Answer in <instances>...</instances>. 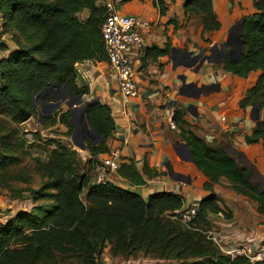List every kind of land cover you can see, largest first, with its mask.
Masks as SVG:
<instances>
[{"label": "trees", "instance_id": "1", "mask_svg": "<svg viewBox=\"0 0 264 264\" xmlns=\"http://www.w3.org/2000/svg\"><path fill=\"white\" fill-rule=\"evenodd\" d=\"M97 1L0 0V38L8 37L13 48L10 51L0 43V114L21 125L39 115V109L65 103L61 121L69 128L67 135L75 131L71 121L77 119L85 134L89 131L96 137L94 145L86 136L81 139L94 165L110 153L107 141L115 131L109 107L92 102L90 86L80 85L89 77L81 64L107 62L101 37L107 8L97 6ZM152 5L160 16L165 15L164 0H152ZM252 8L256 13L242 23V54L222 61L223 71L233 77L247 79L254 72L261 73L246 93L244 107L264 95V0H252ZM183 11L185 21L193 16L199 19L201 37L220 28L211 0H186ZM170 49L167 43L164 50L149 52L156 59L168 55ZM75 101H81L80 105L84 101L85 110L68 107ZM42 122L53 125L50 117ZM173 122L204 178L202 189L209 193L191 221L179 220L177 212L185 209L181 197L158 193L142 198L112 181L94 184L90 177L78 175L72 155L60 148L41 167V187L25 189L30 207L11 220L0 219V264H97L107 246L111 259L143 254L163 264H264V259L250 263L243 256L231 258L200 234L206 232L210 216L231 218L212 191L220 178L237 195L256 203L257 213L264 218L263 186L250 182L252 172L233 156L197 138L182 111L174 113ZM256 137L262 140L264 151V123ZM12 161L0 152V176L26 184L24 177L8 175ZM116 175L131 187H143V176H159L146 165L138 171L132 162L119 163ZM4 185L8 187L9 182Z\"/></svg>", "mask_w": 264, "mask_h": 264}, {"label": "crops", "instance_id": "2", "mask_svg": "<svg viewBox=\"0 0 264 264\" xmlns=\"http://www.w3.org/2000/svg\"><path fill=\"white\" fill-rule=\"evenodd\" d=\"M185 1L164 0L165 15L160 16L158 9L152 5V10L148 3L98 0L97 6L107 8L110 4L118 14H126V7L128 14H135L150 22V31L143 34L144 53L135 61L138 96L126 99L121 95L116 81L109 75L107 62L81 64L89 77L80 85L90 86V99L108 106L111 111L115 131L107 141L110 154H117L118 163L132 162L138 171L146 165L159 174L154 179L143 176V187H131L117 175L110 176V181L142 198L158 193L177 195L187 208L198 205L209 193L202 189V185L196 184L193 180L195 175L186 165L184 155H188L189 151L174 125V113L182 111L183 120L197 138L211 146L215 144L226 152L229 151L225 148L230 149L231 143L233 149L243 148L242 139L250 119L246 117L247 109L240 114L238 104L228 98L234 86V77L223 71L222 60L212 53L216 45L221 48L228 40L229 29L234 25L231 9L244 5V2L211 0L222 32L219 36L204 33L201 37L199 19L193 16L185 21ZM149 2L152 4V0ZM245 6L247 9L244 8L243 13L249 11L248 5ZM1 40L0 43L13 50L8 37L4 36ZM167 43L171 47L168 55L156 59L151 57L150 50H164ZM199 55L212 58L195 71L198 62H194V58ZM223 141H228L229 145L220 146L219 143ZM188 158L191 160L189 155ZM212 191L231 212V218L226 219L229 225L221 223L222 216L209 217V221L219 227L220 238L234 234L232 229H235L264 242V218L257 213L256 203L237 195L224 178L219 179ZM232 239L233 235L229 236L228 240Z\"/></svg>", "mask_w": 264, "mask_h": 264}, {"label": "rangeland", "instance_id": "3", "mask_svg": "<svg viewBox=\"0 0 264 264\" xmlns=\"http://www.w3.org/2000/svg\"><path fill=\"white\" fill-rule=\"evenodd\" d=\"M149 1L150 0H145L144 3L141 0V2H143L141 4L146 5ZM238 22L239 21L234 22L235 27ZM0 41H2L1 38ZM201 58H199L197 62H199ZM233 58L234 57H232V59ZM196 66L197 64H195V67ZM258 97L260 100L256 102L257 105H255L253 109L258 114V121H260V123H264V95L260 94ZM260 103L262 106H260ZM55 105H57V103ZM83 105L84 101L80 107ZM66 109L67 106L65 103H61L56 110L52 106L48 105L45 110H38L39 115L32 117L27 123H23L21 125L13 123L8 116L0 114V152L13 159L7 169L9 173L8 175H14V177H24L27 179V183L25 184L22 181H10L9 176H0L1 221H4V219L11 220L16 213L19 211H25L30 207L28 195L24 191L27 187L31 189H38L41 187L44 181L40 175L41 167L48 161L50 154L56 149L59 150L60 148H65L66 151L72 155V165L78 175L88 176L90 179L94 178L95 171L92 167H94L95 161L91 158L87 150H80L73 145L72 137L78 143L82 144L81 139L86 136V139H89L93 145L95 144L96 137L92 134L90 135L88 133L89 131L86 132L88 135L85 134L83 132L84 128L81 126L80 122L77 121V119L75 121V131L71 135H67L69 133V128L61 121V117ZM250 114L251 109L248 108L246 112L247 119H249ZM45 117H50V119L53 120L52 126L43 125L42 119ZM4 141H7L9 144L4 143ZM227 142L228 141H223L219 143V145L227 146L229 145ZM230 145L233 147L232 143ZM212 147L216 148L219 146L214 145ZM227 150L230 151L231 149L228 148ZM104 156L105 155L100 158L104 159ZM184 157L190 173L195 175L193 180L196 181L197 185H203L205 182L204 178L198 175L196 170L193 168L188 155L185 154ZM234 159L236 158L234 157ZM251 172L252 175L250 176V182H253L255 185L257 183L261 184L264 188V173L258 169ZM5 182H9L8 187L4 185ZM81 200L84 201L83 196H81ZM220 219L221 223L229 225L228 222L226 223V219L224 217ZM218 228L219 227L215 225V222H209L208 228H205L206 232H201L200 234L202 237L211 241L214 235L219 236L218 231L220 232V230H218ZM234 230L232 229V231ZM234 233L235 236L244 235L242 232H237L236 230ZM232 235L234 234L232 233ZM232 235L229 234L225 237H221L224 242L227 240L225 243H229L228 238ZM109 250L110 247L107 246L104 249V256L99 259V263L97 264H107L108 260L109 264H163L162 262L151 260L143 254H139L136 258L118 256L111 259ZM61 264H76V262L66 261Z\"/></svg>", "mask_w": 264, "mask_h": 264}, {"label": "built area", "instance_id": "4", "mask_svg": "<svg viewBox=\"0 0 264 264\" xmlns=\"http://www.w3.org/2000/svg\"><path fill=\"white\" fill-rule=\"evenodd\" d=\"M107 8V14L101 26V37L110 68L109 75L116 81L124 98L134 99L138 96L136 84L138 72L135 61L141 53H144L143 34L150 31V22L135 14H118L112 10L110 4ZM170 126L174 129L172 124ZM104 157V159L99 157L93 167L95 174L92 182L97 185L110 181L109 177L116 175L119 168L116 153H109ZM196 212L197 205H192L177 212V215L182 223H188L195 217ZM211 241L223 254L231 258L243 256L250 263L264 259V242L262 243L254 235L235 236L234 233L233 239L228 240L229 243H225L227 240L224 242L222 238L214 235Z\"/></svg>", "mask_w": 264, "mask_h": 264}, {"label": "flooded vegetation", "instance_id": "5", "mask_svg": "<svg viewBox=\"0 0 264 264\" xmlns=\"http://www.w3.org/2000/svg\"><path fill=\"white\" fill-rule=\"evenodd\" d=\"M132 1V0H131ZM137 3H143L141 0H134ZM130 2V0H129ZM247 9V6L245 5H238L237 7H233L230 12V16L234 22L241 21L244 17L243 9ZM238 22V23H239ZM234 24V23H233ZM235 26V25H234ZM235 30H233L229 34L228 38V44L227 46H224L223 48L217 47L214 48V51L212 52L215 58L221 59L222 61L224 59H232V57L236 58L239 54L236 49V41H235ZM222 46V47H223ZM204 55V53H202ZM203 55H199L198 59L203 57ZM249 84L247 81L243 83H239L238 85H234L231 88V92L229 93L228 98L232 103H236L239 106V113L243 114L244 110L251 109V114L249 116L250 122L248 125V128L245 131V134L242 139L243 148L240 149H233L231 145L230 147V153H234L235 160L246 167L250 171H254L255 169L260 170L262 173H264V151H263V142L260 138H257V132L260 131V121L258 114L254 111V106L257 105V103H252L251 105L244 107L242 104L244 103L246 99V93L250 90L247 89ZM245 92L243 98L242 95ZM228 149L227 147L225 148Z\"/></svg>", "mask_w": 264, "mask_h": 264}, {"label": "water", "instance_id": "6", "mask_svg": "<svg viewBox=\"0 0 264 264\" xmlns=\"http://www.w3.org/2000/svg\"><path fill=\"white\" fill-rule=\"evenodd\" d=\"M115 1V0H114ZM239 1H243V0H239ZM244 3V5H248V7H249V11H246L245 13H244V17H243V19L237 24V26L235 27L234 25H232V27L229 29V34L233 31V30H235L236 29V31H235V41H236V49H237V51H238V54H242V52H243V48H242V40L240 39L241 38V35H242V23L244 22V20H245V18L246 17H249V16H252V15H254L256 12L254 11V9L252 8V0H248V1H243ZM133 3H135V1H130L129 2V4H133ZM148 5H149V7L153 10V8H152V4L149 2L148 3ZM125 10V13L126 14H128L129 13V10H127L126 9V7L124 8ZM154 14L156 15V11L154 10ZM224 27H226V25H224ZM223 27V28H224ZM222 32V28H220L218 31H216V32H212V33H210V36H219V34ZM229 38V37H228ZM227 44H228V41H226V44L224 45V46H227ZM206 47L205 48H207V46H208V44H206L205 45ZM224 46L223 47H221V48H223L224 49ZM214 48H217V45L214 47ZM212 50H210V52H211ZM205 51H203L202 53H204ZM212 57H210V56H205V57H203V58H201V60L198 62V64H197V66H196V68H195V71H198L199 69H200V67L202 66V64L205 62V61H208V60H210ZM198 61V57H195L194 58V62H197ZM259 77H261V73L260 72H254V73H252V74H250L249 76H248V78L247 79H240V78H237V77H234V84L233 85H238L239 83H243L244 81L246 82L247 81V83L249 84V86L247 87V89L248 90H250V89H252L254 86H255V84H256V82H257V80H258V78ZM244 94H245V92L243 93V95H242V98H243V96H244ZM92 102H97L96 100H93ZM80 104H81V101H77V102H73V103H69L68 104V107H70V108H73V109H75V110H79V111H84L85 109H84V107H80ZM50 106H52L54 109H56L57 107H58V105H53V104H50ZM71 124L72 125H75V121L74 120H72L71 121ZM72 143H73V145L75 146V147H77V148H79L80 150H85V147H84V145L83 144H80V143H78L73 137H72ZM185 148H186V146H184ZM222 151L224 152V153H226V154H230V155H234V153H229V152H226L225 150H223L222 149ZM188 155H189V157L191 158V156H190V153L188 152ZM191 162H192V166H193V168L196 170V167H195V165H194V163H193V160H192V158H191ZM196 172L198 173V175H200V176H202V174L199 172V171H197L196 170ZM249 181H251V179H249Z\"/></svg>", "mask_w": 264, "mask_h": 264}]
</instances>
